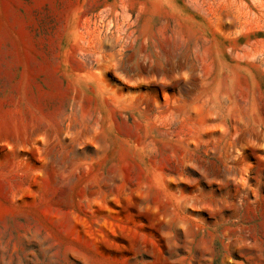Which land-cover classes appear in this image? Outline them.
<instances>
[{
  "label": "rangeland",
  "instance_id": "obj_1",
  "mask_svg": "<svg viewBox=\"0 0 264 264\" xmlns=\"http://www.w3.org/2000/svg\"><path fill=\"white\" fill-rule=\"evenodd\" d=\"M0 264H264V0H0Z\"/></svg>",
  "mask_w": 264,
  "mask_h": 264
}]
</instances>
